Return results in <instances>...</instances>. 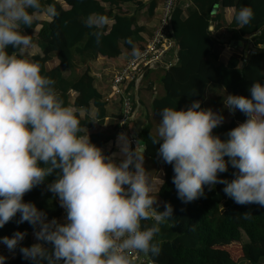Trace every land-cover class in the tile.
Wrapping results in <instances>:
<instances>
[{
  "label": "clouds",
  "instance_id": "clouds-1",
  "mask_svg": "<svg viewBox=\"0 0 264 264\" xmlns=\"http://www.w3.org/2000/svg\"><path fill=\"white\" fill-rule=\"evenodd\" d=\"M41 14L50 22L59 16L55 3L0 0V228L19 213L16 223L31 225L39 241L22 246L27 233L15 231L0 237V244L10 253L19 248L32 264H136L141 256H159L161 242L155 238L161 225L172 221L173 208L167 202L163 211L154 207L157 198L144 167V147L137 141L133 148L121 132L116 141L119 153L108 156L87 133L81 134L78 109L65 104L55 80L42 75L38 62L26 58L35 44L22 26L33 27ZM252 18L248 6L234 11L241 28ZM108 22L100 13L83 21L96 29L91 34L97 45ZM132 55H140L135 46ZM249 91L250 98L234 94L223 98L229 113L238 110L246 116L224 140L213 134L224 116L201 109L200 101L186 110L161 109L150 138L159 143L158 156L173 168L172 182L182 203L202 197L205 186L222 184L236 204L264 207V85L254 82ZM90 116L95 123L98 109ZM117 155L119 163L113 158ZM229 164L236 170L231 181L220 178ZM53 173L56 177L47 190L65 210L63 223L49 220L34 203L23 200ZM242 215L251 218L248 212ZM6 259L0 255V264Z\"/></svg>",
  "mask_w": 264,
  "mask_h": 264
},
{
  "label": "trees",
  "instance_id": "trees-1",
  "mask_svg": "<svg viewBox=\"0 0 264 264\" xmlns=\"http://www.w3.org/2000/svg\"><path fill=\"white\" fill-rule=\"evenodd\" d=\"M42 3H55L59 16L51 22L47 18L38 19L33 27L22 26L23 34L32 36L33 43L39 48L28 59L38 62L42 75L55 80L56 91L66 105L84 111L79 116L84 129L81 134L87 133L90 141L99 147L111 134L101 130L87 131L92 121L89 110L98 109L97 120H101L106 115L107 101L95 87L87 61L97 54L113 59L122 49H128L141 40L143 26L137 23L136 13L142 6V0H42ZM153 5L151 0L147 9L151 10ZM227 5H233L234 10L228 23L222 25L221 41L215 32L209 30V24L214 22L217 26L222 21V9ZM243 6L253 10V18L241 28L233 15ZM218 7L223 8L217 11L215 8ZM91 13L103 14L110 20L102 29L99 45L91 34L96 29H89L83 23ZM170 24L176 59L172 63L163 60V67L158 64L142 71L131 95V105L133 108L137 105V90L141 80L147 78L148 70L160 68L161 93L151 98L149 112L157 116L164 107L186 110L193 101H200L201 109H211L224 116L223 124L214 129L213 134L222 140L227 139V132L244 122L246 116L238 110L234 114L229 113L223 104L225 95L250 98L249 89L254 82L264 85V0H189L186 6L182 0H176ZM229 40L234 44L222 60L220 52L224 41ZM244 44L251 45L245 56L242 54ZM8 51L13 49L9 47ZM52 60L56 63L49 67L47 62ZM153 83L151 81L149 87ZM124 89L130 91L131 83L128 82ZM119 114L120 110H117L112 115L117 118ZM136 135L143 144L144 153L161 166L162 177L157 189L161 202L157 210L163 211L165 202L173 208L172 221L164 227L167 234L161 231L155 238L161 242V253L147 258L150 263L146 259L139 264H238L241 259L249 264H264V207L236 204L223 192L222 184L211 189L205 186L202 197L191 203H182L172 182L173 168L158 156L159 143L151 141L150 136L155 132L149 122L144 123ZM234 171L229 164L220 178L231 181ZM55 177L53 173L23 197L24 202H32L38 210L45 212L49 220L60 218L65 211L60 207L59 198L47 190V184ZM245 212L250 213V219H244L242 214ZM18 219L19 213L13 221L0 228V237H10L15 231L26 232L21 245L31 246L29 231L33 228L27 222L17 224ZM234 246L238 248L235 256L236 252H230ZM5 264L32 262L23 259L17 248Z\"/></svg>",
  "mask_w": 264,
  "mask_h": 264
},
{
  "label": "crops",
  "instance_id": "crops-1",
  "mask_svg": "<svg viewBox=\"0 0 264 264\" xmlns=\"http://www.w3.org/2000/svg\"><path fill=\"white\" fill-rule=\"evenodd\" d=\"M152 1L154 2V5L151 8V10H148L147 6L151 2V0H142V6L140 10L138 11V13H136L137 23L143 26V29L140 31L141 40L136 41L128 49L127 48L122 49L121 52L117 55V57L113 59L97 54L94 58L87 61L88 69L94 77V85L103 95V100L107 101L105 105L106 115L101 120H96L95 123L91 121V126L89 127V129H87V131L101 130V131L111 134V136L99 146V148L102 149L103 153L108 156H112L113 153H119V148L116 142L117 136L119 133L123 132L126 135L128 132L137 133L139 128L146 122H149L151 129L154 132H156V127L160 120L158 116H153V114L149 112V108H148L151 98L161 93L159 88L156 89V82H154L153 85L149 87V83H151L152 81L151 78L144 81V83L140 84L137 90V95H136L137 105L135 106L134 116L128 121H126L123 124V126H120L117 123L116 117L112 115V114H116L117 110H120V98L116 96L115 94H113L110 89V81H111L113 71L117 69L122 63H124V61L129 56L132 55L133 46H135L138 49L145 42V40L151 35L156 23L158 22L163 0H152ZM182 1L185 6L189 2V0H182ZM221 8L223 7H218L215 9L218 11V10H221ZM233 10H234L233 5L224 6V8L222 9V12H223L222 21L220 20L218 24L216 23L217 26L214 25L215 24L214 22H211L209 24V30L212 32H215V36L218 37V39L221 41L223 40L222 25H224V23H228V21L230 20L232 16ZM41 18H46V17L43 14H41L39 19ZM232 46H233L232 41L230 40L224 41V45L220 52V59L222 60L225 59V57L228 55L230 51V47ZM38 51H39V48L35 44V47L32 48L27 53L26 58H29L31 54L36 53ZM175 59H176L175 51H169L163 57V60H165L167 63L168 62L172 63L173 61H175ZM55 63H56V60H52L50 62H47V65L50 67V66H53ZM91 110L93 109L91 108L89 110V113L91 112ZM78 111L80 112V115H82V113L84 112L82 109H79V108H78ZM137 141H139L138 138H137ZM136 142L134 144H131L133 148L136 146ZM140 144L141 146H143L141 142ZM143 155H144V167L149 172V175L152 179L153 194L154 195L156 194V198H157V205H154V207L158 208L161 202L159 196L157 195V189L159 187V184L161 182V177H162L161 166L157 161H154L152 158L147 156L145 153H143ZM113 158L115 159L116 163L120 162L119 155ZM65 216H66V213L64 211L62 216L58 218L57 220L63 223ZM143 223L145 225L150 226L152 221H146ZM30 239H31L32 244L38 242L35 239V237L34 239L30 237ZM143 258H144V261L147 259L145 257ZM140 262H137V264H139Z\"/></svg>",
  "mask_w": 264,
  "mask_h": 264
},
{
  "label": "built area",
  "instance_id": "built-area-1",
  "mask_svg": "<svg viewBox=\"0 0 264 264\" xmlns=\"http://www.w3.org/2000/svg\"><path fill=\"white\" fill-rule=\"evenodd\" d=\"M175 2L176 0H163L158 22L151 35L138 48L140 55L129 56L112 73L110 89L113 94L120 98V114L116 118L120 126H123L126 121L134 116L135 108L131 105V95L137 87L142 71L158 64L163 65L164 55L170 50H175V41L170 24V15ZM128 82L132 85L130 91L124 89ZM127 136L131 144L137 141L136 132H128ZM143 260L144 258L141 256L136 263Z\"/></svg>",
  "mask_w": 264,
  "mask_h": 264
},
{
  "label": "rangeland",
  "instance_id": "rangeland-1",
  "mask_svg": "<svg viewBox=\"0 0 264 264\" xmlns=\"http://www.w3.org/2000/svg\"><path fill=\"white\" fill-rule=\"evenodd\" d=\"M161 69L160 68H157V69H150V70H148V72H147V74H148V76H146L147 78H144V79H142V81H141V83H144V81H146V80H148V79H152V81L153 82H156V89H158L159 88V90H160V92H161V88H162V86H161V83H160V80H159V78H160V74H161ZM146 74V75H147ZM212 84V83H211ZM216 87V86H215ZM209 88H212L211 87V85H210V87ZM221 88V90L223 89V87H220ZM216 89H214V91H215ZM227 91V90H226ZM208 93V90H206V92H205V94H207ZM228 93V92H227ZM214 94H216V92L214 93ZM218 101V100H217ZM207 107H208V105L207 104H205ZM160 119H161V117H160V115H157ZM167 226V222L165 223V224H163V225H161V231H162V234L164 233V231H165V234L164 235H166L167 234V231H166V229H164V227H166ZM161 233V232H160ZM160 233L158 234V235H160ZM29 235H30V237L31 238H33L34 239V235H33V231L31 230V231H29ZM235 248H231V250H230V252H232L231 254H233L234 252H236L235 254H233V256H235L237 253H238V248H236V246H234ZM234 250V251H233ZM0 255H3V256H5L7 259L8 258H10L12 255H13V253H10L9 251H8V249L6 248V246H4L3 244H0ZM6 259V260H7ZM237 263V262H236ZM238 264H249L246 260H239V262H238Z\"/></svg>",
  "mask_w": 264,
  "mask_h": 264
},
{
  "label": "water",
  "instance_id": "water-1",
  "mask_svg": "<svg viewBox=\"0 0 264 264\" xmlns=\"http://www.w3.org/2000/svg\"><path fill=\"white\" fill-rule=\"evenodd\" d=\"M243 43H244V42H242V44H243ZM233 44H234V43H233ZM263 45H264V44H263ZM248 47L251 48V45H250V44H244V46H243V52H242L243 56L246 55V53H247L246 51H247ZM147 262L150 263V260L147 259Z\"/></svg>",
  "mask_w": 264,
  "mask_h": 264
}]
</instances>
